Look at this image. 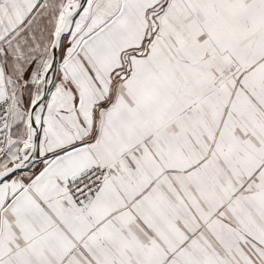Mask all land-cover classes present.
Here are the masks:
<instances>
[{
  "label": "snow or ice",
  "instance_id": "snow-or-ice-1",
  "mask_svg": "<svg viewBox=\"0 0 264 264\" xmlns=\"http://www.w3.org/2000/svg\"><path fill=\"white\" fill-rule=\"evenodd\" d=\"M0 264H264V0H0Z\"/></svg>",
  "mask_w": 264,
  "mask_h": 264
}]
</instances>
